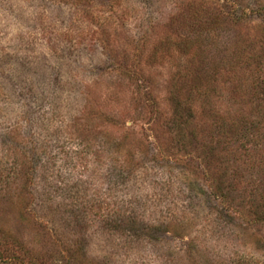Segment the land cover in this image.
Listing matches in <instances>:
<instances>
[{"label":"rangeland","instance_id":"374dc122","mask_svg":"<svg viewBox=\"0 0 264 264\" xmlns=\"http://www.w3.org/2000/svg\"><path fill=\"white\" fill-rule=\"evenodd\" d=\"M0 264H264V0H0Z\"/></svg>","mask_w":264,"mask_h":264},{"label":"trees","instance_id":"16d2710c","mask_svg":"<svg viewBox=\"0 0 264 264\" xmlns=\"http://www.w3.org/2000/svg\"><path fill=\"white\" fill-rule=\"evenodd\" d=\"M211 195L216 199V201H218V197H216V195H214L213 193ZM219 199H220V197H219Z\"/></svg>","mask_w":264,"mask_h":264}]
</instances>
